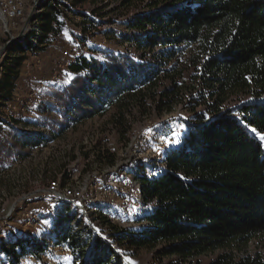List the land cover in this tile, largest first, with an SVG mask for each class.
I'll return each mask as SVG.
<instances>
[{"label":"trees","instance_id":"1","mask_svg":"<svg viewBox=\"0 0 264 264\" xmlns=\"http://www.w3.org/2000/svg\"><path fill=\"white\" fill-rule=\"evenodd\" d=\"M122 2L141 5L127 21L128 31L120 32L122 42L132 45L129 51H102V57L81 56L70 64L69 82L49 92L46 104L56 114L40 105L50 132H19L17 119L4 122L0 116V169L113 103L149 99L160 111L189 93L196 101L193 109L199 104L205 109L159 126L163 135L180 122L185 129L179 144L164 153L160 168L137 169L146 207L141 224H112L107 241L86 228L75 230L76 211L63 204L49 233L70 248L75 264H128L113 246L160 243L156 260L175 257L167 264H264L263 252H243L249 242L264 238V141L251 131L264 134V0ZM66 4L44 3L38 45L49 32L62 31L67 13L61 7L71 8ZM28 45L38 46L27 43L26 50ZM16 82L0 87L5 88L0 105L11 99ZM197 86L201 90L195 94ZM238 91L252 97L235 113L224 109L227 94ZM24 240L14 242L13 249L20 246L23 252ZM27 243L36 253L44 242L31 238ZM0 248L13 252L2 243Z\"/></svg>","mask_w":264,"mask_h":264},{"label":"rangeland","instance_id":"2","mask_svg":"<svg viewBox=\"0 0 264 264\" xmlns=\"http://www.w3.org/2000/svg\"><path fill=\"white\" fill-rule=\"evenodd\" d=\"M46 1L42 0L40 6ZM61 2H67L71 8L61 7L67 17L60 33L49 32L43 44L40 41L38 46L28 45L27 51V41L14 42L12 50L6 49L0 55V87L7 88L4 84L17 81L11 99L0 105V116L7 122L17 119L19 132H50L43 125L40 105L56 114L46 104L49 92L55 85L69 82L70 64L78 57H102V51L124 53L132 46L122 42L120 32L128 31L126 23L141 5L125 4L122 0ZM5 88L0 91V101L4 100ZM200 90L197 86L194 93ZM251 97L249 91L229 93L222 107L235 113ZM195 102L189 93H184L170 108L160 111L150 106L149 99L141 104L135 100L121 106L113 103L103 114L66 126L55 139L32 148L29 156L7 160L0 169V243L13 252L0 248V264H75L70 248L57 243V238L49 233L57 208L63 204L76 211L79 226L75 230L86 228L107 241L112 224L138 227L146 207L137 198L141 190L137 169L145 167L152 172L162 166L164 153L179 144L185 125L180 122L164 135L159 126L173 117L191 119L195 110L205 109L204 104L193 109ZM15 152L19 155L21 149ZM54 183L74 188L80 194V200L75 198L78 205L57 203L47 194L44 196L48 185ZM31 238L44 242L36 253L27 243ZM21 239H25V253L20 246L13 249L14 242ZM113 247L124 261L126 258L132 264H167L175 258L156 260L162 243L153 247H124L123 251L119 245ZM243 252L264 253V238L249 242Z\"/></svg>","mask_w":264,"mask_h":264},{"label":"bare ground","instance_id":"3","mask_svg":"<svg viewBox=\"0 0 264 264\" xmlns=\"http://www.w3.org/2000/svg\"><path fill=\"white\" fill-rule=\"evenodd\" d=\"M41 1L42 0H38V1L37 0H20L21 7H18L15 10V20H23V17H25V15H27V10H28V14H30V12L32 10H34V17H33L32 22L29 23V25H28L26 31L24 32V34L22 35L21 39L19 38L18 41L15 40L14 42L17 43V42L27 41V43H32L34 45H38L39 38L42 35V28H41L42 15L41 14H42L43 8H42V6H40ZM5 21H14V14L12 12H5ZM16 36H18V35L10 37L5 41L8 42ZM2 44L3 43H0V47L2 46ZM25 47H26V45H25ZM8 105H11V104H8ZM140 187H141V185H140ZM59 191H62L63 195H61V192H59ZM43 194H44V196H46V194H47V196H50V198L53 199L54 201H56L57 203H67L68 202V203H73L74 205H78L77 200L75 198L78 199V197L80 195L79 193H77L74 190V188H72V187L70 188L67 185L60 187L59 183H54V184L48 185V188H46V190L43 192ZM44 196H42V197H44ZM137 198H138V200H140V202L143 201L141 191H140V194ZM2 211H4V208L2 209ZM38 254L40 255V253H38Z\"/></svg>","mask_w":264,"mask_h":264},{"label":"built area","instance_id":"4","mask_svg":"<svg viewBox=\"0 0 264 264\" xmlns=\"http://www.w3.org/2000/svg\"><path fill=\"white\" fill-rule=\"evenodd\" d=\"M18 7H21L20 0H0V43H4L8 38L19 34L22 29L28 16V10L23 20H15V10ZM5 12H12L14 21H5ZM59 192L63 195L62 191Z\"/></svg>","mask_w":264,"mask_h":264},{"label":"water","instance_id":"5","mask_svg":"<svg viewBox=\"0 0 264 264\" xmlns=\"http://www.w3.org/2000/svg\"><path fill=\"white\" fill-rule=\"evenodd\" d=\"M37 1H38V0H37ZM33 15H34V10H32V11L30 12V14L28 15V17H27V19H26V21H25V23H24V25H23V28H22L21 32L19 33V35L16 36V37H14L12 40L6 42V43L0 48V55H1L2 53H4V51H5L6 49H8L9 46H10L15 40H18L19 38L22 37V35H23L24 32L26 31V29H27L29 23L31 22V20H32V18H33ZM97 235L100 236L99 233H97ZM125 261H126L128 264H132V263H131L128 259H126V258H125Z\"/></svg>","mask_w":264,"mask_h":264},{"label":"snow or ice","instance_id":"6","mask_svg":"<svg viewBox=\"0 0 264 264\" xmlns=\"http://www.w3.org/2000/svg\"><path fill=\"white\" fill-rule=\"evenodd\" d=\"M181 126L183 127V125H181ZM251 131L254 132V133H256L257 136H259V138H260L261 141H264V134H261V133L257 132V130L255 128H252ZM170 142H175V141H170ZM77 203H79V202H77ZM99 231L100 230L97 229V232H99ZM117 251H119V249H117Z\"/></svg>","mask_w":264,"mask_h":264}]
</instances>
